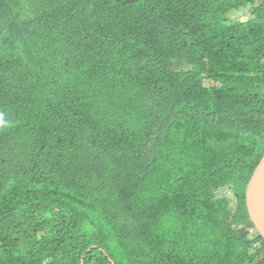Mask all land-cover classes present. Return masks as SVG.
<instances>
[{
	"label": "trees",
	"instance_id": "16d2710c",
	"mask_svg": "<svg viewBox=\"0 0 264 264\" xmlns=\"http://www.w3.org/2000/svg\"><path fill=\"white\" fill-rule=\"evenodd\" d=\"M0 121V264H264V0H0Z\"/></svg>",
	"mask_w": 264,
	"mask_h": 264
},
{
	"label": "water",
	"instance_id": "95a60500",
	"mask_svg": "<svg viewBox=\"0 0 264 264\" xmlns=\"http://www.w3.org/2000/svg\"><path fill=\"white\" fill-rule=\"evenodd\" d=\"M246 203L249 220L264 240V156L247 187Z\"/></svg>",
	"mask_w": 264,
	"mask_h": 264
},
{
	"label": "clouds",
	"instance_id": "9594fccd",
	"mask_svg": "<svg viewBox=\"0 0 264 264\" xmlns=\"http://www.w3.org/2000/svg\"><path fill=\"white\" fill-rule=\"evenodd\" d=\"M246 16H247V15L245 14V12H243V13H242V17H243L242 20H243V21H245ZM0 123H3V121H0Z\"/></svg>",
	"mask_w": 264,
	"mask_h": 264
}]
</instances>
